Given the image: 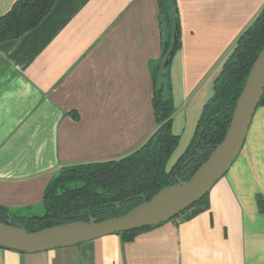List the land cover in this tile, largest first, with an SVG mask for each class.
<instances>
[{
  "label": "crops",
  "instance_id": "0c3cea01",
  "mask_svg": "<svg viewBox=\"0 0 264 264\" xmlns=\"http://www.w3.org/2000/svg\"><path fill=\"white\" fill-rule=\"evenodd\" d=\"M16 1L0 0V17ZM175 3L179 47L169 73L178 158L264 0ZM160 32L157 0H55L37 26L0 43V208L41 216L58 169L118 160L148 140ZM251 122L238 157L191 218L38 253L0 247V264H264V106Z\"/></svg>",
  "mask_w": 264,
  "mask_h": 264
},
{
  "label": "trees",
  "instance_id": "16d2710c",
  "mask_svg": "<svg viewBox=\"0 0 264 264\" xmlns=\"http://www.w3.org/2000/svg\"><path fill=\"white\" fill-rule=\"evenodd\" d=\"M55 0H17L10 12L0 17V43L17 39L37 26L50 12ZM161 27V58L151 69L152 109L156 129L133 153L118 160L62 167L47 183L42 216L25 217L0 208V222L22 226L28 232L75 221L87 213L98 221L122 216L151 199L159 190L188 181L220 144L227 132L237 98L257 55L264 47V6L252 23L239 35L212 83V95L204 103L194 133L183 153L169 169L168 160L179 136L172 131L174 111L169 65L161 66L174 32L175 0H157ZM178 17V15H177ZM179 47V30L176 50ZM174 52V53H175ZM259 106H264V94ZM207 195L178 217L189 219L206 208ZM175 219V218H174ZM151 228V227H150ZM148 229L121 233L132 236Z\"/></svg>",
  "mask_w": 264,
  "mask_h": 264
},
{
  "label": "water",
  "instance_id": "95a60500",
  "mask_svg": "<svg viewBox=\"0 0 264 264\" xmlns=\"http://www.w3.org/2000/svg\"><path fill=\"white\" fill-rule=\"evenodd\" d=\"M174 32L169 50L163 60L165 70L174 55L179 21L174 12ZM245 85L236 100L223 141L211 152L205 162L188 181L177 179L176 184L159 190L151 199L134 207L122 216L98 221L82 213L63 225L28 232L22 226L0 222V247L21 253H38L76 246L107 235L121 234L150 228L173 220L207 195L238 157L256 108L264 94V47L249 71Z\"/></svg>",
  "mask_w": 264,
  "mask_h": 264
},
{
  "label": "rangeland",
  "instance_id": "374dc122",
  "mask_svg": "<svg viewBox=\"0 0 264 264\" xmlns=\"http://www.w3.org/2000/svg\"><path fill=\"white\" fill-rule=\"evenodd\" d=\"M177 158V157H176ZM174 155H171L170 159L168 160V163L166 165V168L168 169L169 165L173 164V162H175V159ZM44 214V211L41 213V216ZM50 228V227H49Z\"/></svg>",
  "mask_w": 264,
  "mask_h": 264
}]
</instances>
